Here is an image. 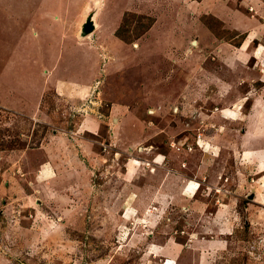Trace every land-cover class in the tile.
Segmentation results:
<instances>
[{
  "label": "rangeland",
  "instance_id": "obj_1",
  "mask_svg": "<svg viewBox=\"0 0 264 264\" xmlns=\"http://www.w3.org/2000/svg\"><path fill=\"white\" fill-rule=\"evenodd\" d=\"M5 89L0 264H264V0H0Z\"/></svg>",
  "mask_w": 264,
  "mask_h": 264
},
{
  "label": "crops",
  "instance_id": "obj_2",
  "mask_svg": "<svg viewBox=\"0 0 264 264\" xmlns=\"http://www.w3.org/2000/svg\"><path fill=\"white\" fill-rule=\"evenodd\" d=\"M51 5V4H50ZM48 11H50V12H52V11H54L55 12V9L56 8H52V6H50V7H48V8H46ZM35 10V9H34ZM32 15V14H31ZM35 15V14H34ZM33 16V15H32ZM18 17H20L19 15H18ZM33 17H35V16H33ZM85 21H86V19L84 20V22H82V24H81V28H80V33H79V37L81 38V39H85V37H82L81 36V30H82V26L85 24ZM31 22V21H30ZM30 26V30L32 31V39H34V40H37V37H39V33H34V28L32 27V24H30V25H28L27 27H25V29L23 30L24 32H27L28 31V27ZM45 27H47V26H45ZM49 27H51V29H52V33L50 32V31H48L46 28H43V29H45L46 30V32H47V34H48V36H51V34L52 35H57L56 37H58V35H59V33L61 32L60 31V26H57V25H52V26H49ZM95 31V30H94ZM23 32V33H24ZM55 37V38H56ZM57 41H59V40H57ZM81 47V46H80ZM78 49H79V47L78 46H76L75 47V49L73 50V54H77L78 53ZM82 51V50H81ZM30 56H29V58L31 59V58H39V56H38V54L37 53H35L34 52V54L32 53V54H29ZM44 56V55H43ZM59 56V55H58ZM19 58H21V56H18ZM33 58V59H34ZM45 58H47V57H45ZM9 64H12V62L11 63H9ZM18 68L20 71H19V73H24L25 74V72H30L31 70H30V68H29V70H26L25 68H24V66L23 67H20L19 66V64L18 63H16V64H14V67L13 68ZM52 71V70H51ZM51 71H50V69H46L45 70V73H46V75L48 76L49 74H51ZM23 74V75H24ZM6 75H9L8 73L6 74ZM25 76V75H24ZM9 77V76H8ZM30 77V75H28L27 76V78H29ZM26 79V78H25ZM56 81H55V83L53 82V85L55 86V89L57 90V91H59L60 89H65L66 88V86H63V85H67L66 83H64V82H62V81H58L57 79H55ZM60 84H59V83ZM8 84V83H7ZM9 85V84H8ZM20 85V84H19ZM68 85H70V84H68ZM73 87H71V86H68L67 87V89L68 90H71ZM8 89H5L4 90V94L5 95H2V94H0V112H1V110H10L11 108H10V106L12 107H14V109L13 110H16V112L18 113V112H22L21 110L24 108V107H26V105H25V103H24V101H23V98H24V94H25V89H19V91L20 90H22V91H20L18 94H16V93H12L11 95H7L6 94V91H7ZM23 92V93H22ZM12 110V109H11Z\"/></svg>",
  "mask_w": 264,
  "mask_h": 264
},
{
  "label": "water",
  "instance_id": "obj_3",
  "mask_svg": "<svg viewBox=\"0 0 264 264\" xmlns=\"http://www.w3.org/2000/svg\"><path fill=\"white\" fill-rule=\"evenodd\" d=\"M94 31V23L92 21V15L86 18L85 24L82 26L81 36L85 37Z\"/></svg>",
  "mask_w": 264,
  "mask_h": 264
},
{
  "label": "bare ground",
  "instance_id": "obj_4",
  "mask_svg": "<svg viewBox=\"0 0 264 264\" xmlns=\"http://www.w3.org/2000/svg\"><path fill=\"white\" fill-rule=\"evenodd\" d=\"M97 26H98V25H97L96 23H94V30H96V29L98 28ZM190 188H192V187H190ZM193 190H195V189L193 188ZM193 190H192V191H193ZM191 196H192V195H191ZM191 196H190V197H191Z\"/></svg>",
  "mask_w": 264,
  "mask_h": 264
},
{
  "label": "trees",
  "instance_id": "obj_5",
  "mask_svg": "<svg viewBox=\"0 0 264 264\" xmlns=\"http://www.w3.org/2000/svg\"><path fill=\"white\" fill-rule=\"evenodd\" d=\"M207 17H209V15L208 16H202L203 22L207 19ZM210 19H212V17Z\"/></svg>",
  "mask_w": 264,
  "mask_h": 264
}]
</instances>
